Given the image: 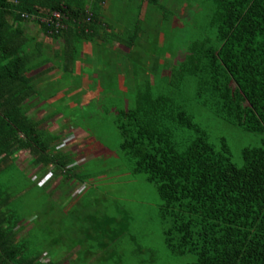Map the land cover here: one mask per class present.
<instances>
[{
  "label": "trees",
  "instance_id": "trees-1",
  "mask_svg": "<svg viewBox=\"0 0 264 264\" xmlns=\"http://www.w3.org/2000/svg\"><path fill=\"white\" fill-rule=\"evenodd\" d=\"M110 1L0 0V264H81L95 261L98 251L102 263L114 255L119 264L115 247L128 231L126 213L91 212L86 201L84 213L70 219L73 227L59 221L57 232L50 228L53 221L47 211L42 216L49 222L38 221L39 212L36 226L23 220L26 211L16 196L23 189H11L21 177L9 185L1 181L10 168L17 170L14 160L19 152H26L30 162L39 166L40 178H27L32 187L45 192L51 180L60 178L56 188L66 199L73 191L70 180L87 184L91 174L111 173L119 166L127 169L126 160L133 174H142L155 188L167 253L189 257L185 264H264V0H206L210 11L202 36L189 43L165 80L175 92L193 85L195 102L211 119L233 133L256 137V144L243 146L234 156L225 137L212 138L173 95L153 92L154 84L133 65L131 77L138 82L123 83L122 88L134 101L124 106L116 100L117 110H102L115 132L116 145L112 148L95 137L94 149L106 150L91 163L101 159V165L109 167L79 174L72 156L56 148L59 137L29 117L30 98L39 94L33 85L39 73L32 72L48 58L21 24L32 22L47 37L62 39L55 57L63 71L73 65L85 40L99 52L95 58L102 57L100 67L107 74L115 64L106 45L125 44L121 32L102 18ZM54 13L61 19L56 20ZM123 53L118 56L125 60ZM229 83L236 88L234 97ZM114 86L105 80L99 85L101 94L116 90L121 96ZM107 102L112 101L102 104Z\"/></svg>",
  "mask_w": 264,
  "mask_h": 264
},
{
  "label": "rangeland",
  "instance_id": "rangeland-1",
  "mask_svg": "<svg viewBox=\"0 0 264 264\" xmlns=\"http://www.w3.org/2000/svg\"><path fill=\"white\" fill-rule=\"evenodd\" d=\"M111 1L108 2L109 9L112 8L110 15H107L108 11L104 8L103 15L105 17L102 18L106 23L109 22L115 31L121 32L120 37H122L125 44L120 45L115 42L113 44H116L117 48L125 47L123 51L125 55L121 57H124L126 61L121 60L118 56L122 66H128L132 69L131 67L134 65L135 70L141 75H147L149 82L154 84L153 92L158 90L162 95H173V100L184 104L186 111L191 114L194 121L202 124L212 138L219 135L225 137L228 147L234 156H238V152L243 146L256 144V137L233 133L230 129L220 126L211 119L210 114L205 112L195 102L193 85L186 84L176 92L165 85L170 68L176 61L183 59L189 43L199 39L203 34L201 31L204 20L210 11V4L206 0H156L150 4H146V0H120L117 3L116 0ZM114 20L118 21L117 25ZM25 28L27 32L30 31L31 33H36L39 30L32 22L28 23ZM109 46L106 45V48ZM95 52L97 53V51ZM111 56L114 57L113 54ZM131 63L132 65H130ZM149 68L153 69L150 70ZM83 71L86 74L91 73ZM99 72L102 73V71ZM93 77L97 78L98 73H95ZM155 78L159 82L155 81ZM70 79L68 80L70 83H66L69 91L73 90L71 88L73 86L72 80ZM135 81L138 82L137 79ZM135 81L134 78L130 77L123 82L125 84H134ZM229 88L234 97L237 94L234 84L229 83ZM117 89H119L118 86ZM122 89H119L122 92L121 96H118L116 90H113V92L110 91V93L102 97H95L100 100L95 102L97 105L91 102L82 111L70 107L69 103L61 104L62 106L67 105L65 116L72 124L68 126H79L82 131L88 133V135L82 136L83 134L75 130L73 133L78 132L77 134H80L76 143L71 139L74 136L70 137L68 135L70 138H66L62 140L63 142L57 144L58 149H65V154L72 156L75 165L80 167L78 170L79 174L85 169L98 168L100 170L103 168L104 170L107 168L106 166L109 167V164L106 165L104 163L101 165V159L93 160L91 163L92 159L99 157L106 150L105 148H102V150L94 149L97 144L94 142L93 137L98 138L105 145L112 148L116 145L115 132L109 123L108 117L102 114L100 106L103 107L104 112H107V108L117 110L118 102L120 104V101L122 102L121 105L123 104L124 106L131 104L134 101L133 95H128V92ZM76 93L75 97H73L75 100L80 97L78 92ZM123 93L127 95L124 96ZM70 95L71 93L65 94L64 99H67ZM106 99L112 102L117 100L118 102H107V105L102 104ZM70 103L75 104V102ZM56 106H59V104ZM98 108L101 110L99 111ZM39 115H41V112H39ZM123 116H125V113H123ZM47 123L45 124L46 128L48 127L49 130H52L51 127L55 125L63 126L67 122L57 116L47 121ZM69 131L72 133L71 129ZM89 134H91L92 138ZM98 146L100 147L101 145L99 144ZM109 160L111 162L112 158ZM124 161L127 169L119 166L112 170L111 173L108 172L110 170H107L91 174L87 184H77L76 181L70 180L69 185L73 191L68 199L66 197L60 198L61 188H56L60 178L51 180L45 192L32 187L27 178L37 181L41 174L38 171L39 166L33 167L30 164L29 156L26 152H20L15 157L14 166L17 170L10 168L7 173L2 175L1 181L9 185L12 179L17 176L18 178L21 177L18 180V184H14L11 189H15V186L19 187V190L23 189L16 195L17 200L22 205L23 213L26 211V214H24L26 217L23 220L33 221L35 224L38 217L35 214L39 212L38 221L43 218L45 222H49V218L52 219L53 223L49 222V224L53 232H57L59 221L65 223V225H71L73 218L75 221L77 214L82 215L86 207L91 212H96L100 209V211L111 215L119 214L120 216V213H126L128 216V231L121 238V243L115 247L121 258L119 264H185L190 259L189 257L179 258L171 256L163 246L158 213L160 201L154 186L145 181L142 174H133L130 162ZM49 192H52L51 195ZM77 196H80V198ZM46 201L47 204L45 203ZM83 201L88 202L86 207L83 205ZM118 210L119 213H116ZM45 211L49 212V214H46L48 220L42 216ZM76 221L78 222V220ZM70 227L73 226L71 225ZM38 232L41 231L38 230ZM74 239H78V237L74 236ZM78 240L82 244L87 243L86 239H80L79 237ZM93 248L95 247L93 246ZM137 249H139L140 253ZM100 255L98 251L95 255V261L81 264H117L116 256L113 255L102 263L99 259ZM42 258L45 261V257L43 256ZM70 264L74 263L71 262ZM76 264L78 263L76 262Z\"/></svg>",
  "mask_w": 264,
  "mask_h": 264
},
{
  "label": "crops",
  "instance_id": "crops-1",
  "mask_svg": "<svg viewBox=\"0 0 264 264\" xmlns=\"http://www.w3.org/2000/svg\"><path fill=\"white\" fill-rule=\"evenodd\" d=\"M108 7H109L108 3L104 5L102 9L103 17H105V15H103L104 8L107 9L106 11H108ZM107 15L108 16L110 15L109 12ZM115 22L117 25L118 21L116 20ZM27 24L28 23L21 24V28L23 29L24 32L34 37L35 43L39 44V48H41V51L43 49V53L48 58V60L43 65L36 68L32 72V74L39 73L37 74L39 78L36 79L35 82H33L34 88L39 94L38 95L36 94L32 96V98H30V106H29V111H28L29 117H32L35 120H39L41 123L40 124L41 129H44L54 134L55 136H58L59 140L56 142L57 144L60 142H63L62 140L66 138H70L71 136H74V138H71V139L74 141V143H76L77 139H79L80 134H83L82 136H85V134L88 135V133L85 131H82V129L79 126H75V125L73 127L68 126L71 123L67 120L65 116V110H66L65 108L67 105L65 104L66 106H62L61 104L69 103L71 105V106L69 105L70 107H74L76 108V110L78 109L79 111H82L84 108L87 107L89 103L93 102L94 104L97 105V103L95 102L100 101L95 97L103 96L101 94L99 85L103 84L105 80L108 81V84L110 85L115 84L114 87L118 86L119 88H122L123 83H125L123 81L124 80L126 81L127 78H130L132 76L130 67L128 66L123 67L119 65L122 62L118 60V55H121L124 49L122 48V46L117 48L115 46L116 44L115 45L112 44V46L110 45L108 48H106L107 53L114 55V57L110 55V58L113 62L112 64L113 65L115 64L114 71L113 72L110 71V73L106 74L103 72V69L100 67V60L102 57H99L100 59H97V60L95 58V56L99 52L96 53L95 51H92L91 50L92 45L89 42H86L85 40H83L80 43V48L78 52L79 54L75 56L73 65L69 63L67 66V70L63 71V68H61V60L55 57V52L60 51L59 48L63 43L62 39L61 38L51 39L50 37H47L45 34H43V32L40 29L37 30L36 33H31L30 31L27 32V29L25 28ZM116 55H117V58L115 57ZM120 59L122 60V58ZM83 70L89 71L91 73L86 74V72H84ZM98 70L102 71V73H100ZM95 73H98L97 78L93 77L95 76ZM108 77H110V79H108ZM69 78H71L70 80H72L71 83L73 85L71 86L73 90H70V91L67 88L68 87L67 84L70 83V81L68 82ZM76 92H78V94L80 95L79 99L77 100L73 98L77 94ZM69 93H71L70 97H68L67 99H64L65 94H69ZM70 102H75V104L70 103ZM58 104L59 106H56ZM100 108L103 110L102 106H100ZM100 108L98 109L101 110ZM39 112H41V115H39ZM57 116L66 120L67 123L63 126L55 125L51 127L52 130H49L48 127L46 128L45 124L47 123V121ZM69 129L72 130V133H70V131L68 132ZM75 130H77L80 134H77L78 132L73 133V131ZM68 135H70V137H68ZM90 137L92 138V136ZM93 139L95 140L94 142H96L97 139L94 137ZM56 148L58 149L57 146ZM58 150H61L62 152L65 153V149H58ZM19 153H17L15 157ZM30 164L32 163L30 162ZM32 166L37 167V166H34L33 164ZM39 174H40V171H39ZM46 177L47 175L44 176L43 178L46 179ZM53 180H56V179H53ZM40 181L42 182V180ZM49 193H52V192H49ZM21 226L22 225L17 226V229H19L18 227L21 228ZM27 228L29 227L24 228L21 231V233L23 234L25 230H27Z\"/></svg>",
  "mask_w": 264,
  "mask_h": 264
},
{
  "label": "built area",
  "instance_id": "built-area-1",
  "mask_svg": "<svg viewBox=\"0 0 264 264\" xmlns=\"http://www.w3.org/2000/svg\"><path fill=\"white\" fill-rule=\"evenodd\" d=\"M53 16L56 18V20H60L61 19V16L59 14H57V13H54ZM58 25H59V23L56 24V27H59Z\"/></svg>",
  "mask_w": 264,
  "mask_h": 264
}]
</instances>
